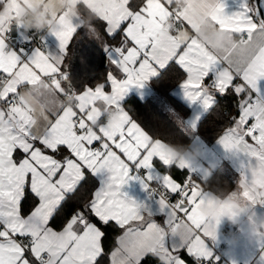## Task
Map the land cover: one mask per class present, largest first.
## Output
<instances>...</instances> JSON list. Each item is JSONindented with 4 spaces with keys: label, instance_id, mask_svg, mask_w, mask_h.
<instances>
[{
    "label": "snow or ice",
    "instance_id": "6c2138e0",
    "mask_svg": "<svg viewBox=\"0 0 264 264\" xmlns=\"http://www.w3.org/2000/svg\"><path fill=\"white\" fill-rule=\"evenodd\" d=\"M8 3L0 0V13ZM232 3L229 13V0H194L176 11L174 0H93L83 7L94 22L60 13L50 33L25 32L0 15V264H142L149 257L187 264L184 254L191 264H213L208 241L220 221L200 212L208 195L191 176L178 182L170 171L191 163L166 160L157 135L121 101L170 62L184 74L188 101L212 110L218 96H233L236 114H220L218 143L245 160L239 197L264 205V0ZM196 4L210 13L202 33L192 16ZM97 20L114 42L103 39ZM165 20L175 28L162 43L155 33ZM77 27L108 54L109 70L92 85L81 78L93 66L87 39L77 55L81 75L67 71ZM47 36L59 42V55L47 51ZM101 98L116 101L117 121L95 110ZM156 162L164 172L153 183ZM89 177L95 186L75 199ZM133 180L151 193L156 211L123 191ZM98 225L122 230L110 250Z\"/></svg>",
    "mask_w": 264,
    "mask_h": 264
},
{
    "label": "crops",
    "instance_id": "0c3cea01",
    "mask_svg": "<svg viewBox=\"0 0 264 264\" xmlns=\"http://www.w3.org/2000/svg\"><path fill=\"white\" fill-rule=\"evenodd\" d=\"M92 2L93 0H9V3L4 5L5 11L0 13V15H2L3 18L9 23H17L24 29L25 32H35L32 28L29 29L25 27L24 22L30 14L35 15L38 13H43L46 19L57 25L58 14L68 13L72 16L78 17L81 15L78 10L79 3L85 4ZM193 3L194 0H174L173 11L184 10ZM49 4L54 6V10L49 11V9L46 7ZM233 10L234 5L232 0H229L228 11L231 13ZM209 14L210 13L208 12H202L199 4H196L192 10L194 22L198 25V31L201 33L204 31L205 21ZM166 21L167 20L160 24L157 32L155 33V39L162 43H167L169 41L170 31L174 30L166 26ZM83 23L85 25L89 24L85 17L83 19ZM54 29L55 28H51V24H49L47 25L46 33H50ZM189 31L191 32L190 29ZM84 33L85 30L82 27H77V32L74 34L72 41L74 47L70 48L69 46V50L67 52V56L70 57L68 64H70V62L75 59L79 50L83 48L82 45L86 39L88 44L93 43L94 45L101 47L100 41H97L93 37L86 38ZM192 34L194 35V33ZM103 39L112 43L111 40H109L111 38L107 35L106 37H103ZM46 42H48L47 51L50 54H60L59 42L55 39V37L47 36ZM102 50L105 52L103 47ZM105 55L106 66L109 70L108 54L105 52ZM153 79H151L142 89H130L124 100L121 101L122 106L125 100L131 95H134L141 100L155 97L156 89L153 84ZM180 82L171 89V95L188 109V113L184 117V123L193 138L189 149L199 150V157L196 162H190V168L194 166L197 167L198 171L202 175L206 176L207 180H209L213 174L217 172V170L224 172L234 180V186L224 195H220L210 186L206 185L207 181L201 182L196 180L202 184L204 187V192L208 195V199L205 205L200 209V212L208 219L216 221L219 219L214 220L211 219L210 216H223L226 213H231L235 207V205L232 203V200H234L236 197L231 196L230 193L233 191L239 193L242 165L245 163V160L241 155L226 152L224 148L218 143V139L214 143H208L201 135L198 134L197 128L200 120L209 110H205L199 103H192L188 101L183 94ZM158 98L159 102H163L162 98ZM64 103L71 106L65 101ZM96 104L97 108L95 110L97 112H102L104 116L106 111H110L112 113V117L110 118H106L105 116L109 123L115 122L119 119V112L115 107L116 101L105 100L101 98L96 101ZM157 141L159 145V153L162 154L166 160L172 163L175 155L173 152V147L161 139H157ZM183 171L185 170L179 169L180 175ZM160 172H164V169H162L159 163L156 162L152 172L154 177L153 181H155V177H157ZM171 175L178 182L181 181V176H175L172 173ZM123 191L138 202H147L150 207L156 211L155 201L150 199V195H148L147 192L142 188L139 181H131L129 185L124 187ZM154 219L161 224L164 222V217L159 214L155 215ZM219 221L220 224L217 227L216 239L214 241L211 239L208 241L209 250L212 252L215 258L213 264H239L241 262L246 264H264V205H245V210L239 214L235 221L229 219ZM234 227H238L240 231L236 236H230L229 232ZM184 259L186 260L187 264H191L188 259Z\"/></svg>",
    "mask_w": 264,
    "mask_h": 264
},
{
    "label": "trees",
    "instance_id": "16d2710c",
    "mask_svg": "<svg viewBox=\"0 0 264 264\" xmlns=\"http://www.w3.org/2000/svg\"><path fill=\"white\" fill-rule=\"evenodd\" d=\"M83 5V3H79V12L83 14L89 23L94 22L95 16L90 12H85ZM96 24L101 32V36L106 37L103 31L104 22L97 20ZM111 42L114 41L111 40ZM88 45L93 53L92 71L83 75L81 78L84 79L87 84L92 85L97 79H101L108 69L106 66V55L102 47H98L93 43H89ZM73 47V42H71L70 48ZM83 50L84 48H81L79 52ZM77 55L70 64H68L70 60L66 61L67 71L73 76L81 75L79 64L77 63ZM161 73V77L153 79V84L156 89L155 97L141 100L131 95L125 100L123 107L145 130L151 134L157 135V139L165 141L173 148L179 145L189 148L193 138L184 123V117L188 113V109L171 95V89L184 78V74L182 70L172 62H170L169 66L163 69ZM158 97L162 98L163 102H159ZM217 104L219 107L209 110L202 117L197 128L198 134L208 143H214L223 131L225 120L220 114L223 112H228L230 115L236 114L235 98L233 96H218ZM170 171L175 176H181V180L185 174V171H183L180 175L178 167H173ZM206 185L210 186L220 195H224L234 186V180L224 172L217 170V172L207 180ZM94 186L95 181L89 177L87 182L83 184L80 192L77 193L75 199H79L83 193L90 192ZM70 205H74V201L70 202ZM68 210L70 211L71 208ZM98 226L106 231L104 247L106 250H110L115 243V237L118 236L122 230L114 226ZM184 258L191 262V258L186 254H184ZM105 264H107V258H105ZM142 264H156V262L153 258L149 257L142 261Z\"/></svg>",
    "mask_w": 264,
    "mask_h": 264
},
{
    "label": "clouds",
    "instance_id": "9594fccd",
    "mask_svg": "<svg viewBox=\"0 0 264 264\" xmlns=\"http://www.w3.org/2000/svg\"><path fill=\"white\" fill-rule=\"evenodd\" d=\"M49 11L54 10V6L52 4H49L46 6ZM25 27L26 28H43L46 25L51 24V28H55V24L51 23L48 19L45 18V16L43 15V13H38L35 15H29L28 18L25 20ZM173 152L175 153L174 158L172 160V163H186V162H196V160L199 157V150H190L187 147H184L182 145H179L177 147L173 148ZM231 196L236 197L234 200H232L233 205H235L233 211L231 213H226L223 216H219V217H214V216H210L211 219H219V220H225V219H229L232 221H235V219L239 216V214L243 211L244 207H245V203L244 201L239 197L238 193L236 191H233L232 193H230ZM235 212L237 213L236 217L233 218L232 217V213Z\"/></svg>",
    "mask_w": 264,
    "mask_h": 264
},
{
    "label": "built area",
    "instance_id": "2783aa9c",
    "mask_svg": "<svg viewBox=\"0 0 264 264\" xmlns=\"http://www.w3.org/2000/svg\"><path fill=\"white\" fill-rule=\"evenodd\" d=\"M174 11H176V10H174ZM11 24H14V25H16V26H19L17 23H13V22H11ZM166 26H168V27H170V28H172V29H174L175 28V25L170 21V20H167L166 21ZM20 27V26H19ZM36 33H46L47 32V25H46V27H43V28H36V27H33L32 28ZM46 45H48V42H46ZM26 46V45H25ZM67 104H70V105H73L74 104V102H75V99H74V96H69V97H67L65 100H64ZM105 116H106V118H110V117H112V113L110 112V111H106L105 112ZM140 175L141 176H143L144 174L143 173H140ZM186 175H188V176H191L195 181L196 180H199V181H201V182H206L207 181V178H206V176H204V175H202L199 171H198V169H197V167H192V168H189V169H187V170H185V174H184V177L182 178V180H184L185 179V176ZM181 180V181H182ZM156 181H153V183H155ZM147 192V194L148 195H150L151 196V193L150 192H148V191H146ZM239 228L238 227H234L230 232H229V235L230 236H236L238 233H239ZM239 264H246V263H244V262H241V263H239Z\"/></svg>",
    "mask_w": 264,
    "mask_h": 264
}]
</instances>
